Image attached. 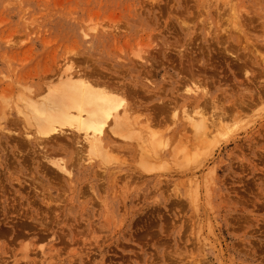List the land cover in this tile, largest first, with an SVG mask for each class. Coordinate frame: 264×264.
Returning a JSON list of instances; mask_svg holds the SVG:
<instances>
[{"label": "rangeland", "instance_id": "obj_1", "mask_svg": "<svg viewBox=\"0 0 264 264\" xmlns=\"http://www.w3.org/2000/svg\"><path fill=\"white\" fill-rule=\"evenodd\" d=\"M69 70L99 153L26 109ZM0 264H264V0H0Z\"/></svg>", "mask_w": 264, "mask_h": 264}, {"label": "bare ground", "instance_id": "obj_2", "mask_svg": "<svg viewBox=\"0 0 264 264\" xmlns=\"http://www.w3.org/2000/svg\"><path fill=\"white\" fill-rule=\"evenodd\" d=\"M77 75L78 78H75L74 73H67L66 79L61 82L62 85L60 84V88L58 89L59 85L50 88L51 90H48V95L43 98L42 102L40 101L41 103L33 99L30 100V98L28 101L26 99V109H29V113H32L35 117L32 120H35V126L40 135L39 139L48 140L56 137L57 140L59 139L57 137L67 133L66 130H74V132L77 131L82 134L85 146L90 149V152L99 153L101 152L98 148L102 143L101 135L103 134L105 137L104 133L106 127H110L109 124L113 126L109 129H112L111 131L115 134V128L122 129L123 132L126 128H129V117H126L128 111L123 112V115L122 112L119 113V108L125 105L126 101L113 91L99 86V82L82 78L78 73ZM185 118L195 132H205L214 126L209 121L211 118L208 119L201 111H197L192 115L186 114ZM209 135H212V132ZM122 136L127 137L126 134H122ZM58 167H61V165ZM60 169L62 170V168H59V171ZM62 171L65 172V170Z\"/></svg>", "mask_w": 264, "mask_h": 264}]
</instances>
